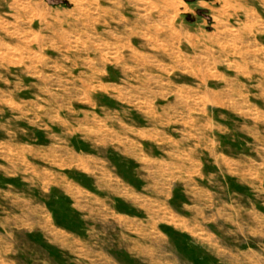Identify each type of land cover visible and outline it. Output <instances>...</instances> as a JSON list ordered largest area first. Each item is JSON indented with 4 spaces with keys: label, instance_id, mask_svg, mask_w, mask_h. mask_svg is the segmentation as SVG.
Returning <instances> with one entry per match:
<instances>
[{
    "label": "rangeland",
    "instance_id": "rangeland-1",
    "mask_svg": "<svg viewBox=\"0 0 264 264\" xmlns=\"http://www.w3.org/2000/svg\"><path fill=\"white\" fill-rule=\"evenodd\" d=\"M51 1L0 0V264H264V0Z\"/></svg>",
    "mask_w": 264,
    "mask_h": 264
},
{
    "label": "trees",
    "instance_id": "trees-1",
    "mask_svg": "<svg viewBox=\"0 0 264 264\" xmlns=\"http://www.w3.org/2000/svg\"><path fill=\"white\" fill-rule=\"evenodd\" d=\"M51 3H52V1L51 0H49ZM57 1H59V0H57ZM187 3H192V2H195V1H197V0H185ZM60 3L61 4H64V5H67L68 4V2L66 1V0H61L60 1ZM53 4H55V3H53Z\"/></svg>",
    "mask_w": 264,
    "mask_h": 264
}]
</instances>
